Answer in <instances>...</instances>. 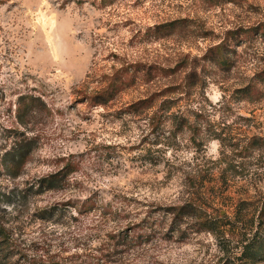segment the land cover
Wrapping results in <instances>:
<instances>
[{
	"label": "rangeland",
	"instance_id": "1",
	"mask_svg": "<svg viewBox=\"0 0 264 264\" xmlns=\"http://www.w3.org/2000/svg\"><path fill=\"white\" fill-rule=\"evenodd\" d=\"M216 45L228 68L204 59ZM263 70L264 0H0V183L70 170L62 188L0 212L15 252L0 247V264H247L240 240L264 206V147L249 148L264 137ZM248 84L263 96L240 99ZM20 94L45 107L12 178L1 148L24 130ZM186 203L225 233L174 220Z\"/></svg>",
	"mask_w": 264,
	"mask_h": 264
},
{
	"label": "trees",
	"instance_id": "2",
	"mask_svg": "<svg viewBox=\"0 0 264 264\" xmlns=\"http://www.w3.org/2000/svg\"><path fill=\"white\" fill-rule=\"evenodd\" d=\"M172 24V23H171ZM170 24V25H171ZM225 45H216L208 49L206 54L203 56L204 59L209 60L210 62L215 61L218 65L223 68H228L231 60L230 58L224 54ZM260 77V81L264 84V70L258 74ZM116 85V84H115ZM114 84H110L105 87L103 90L98 92L94 96V102L96 104H103L106 101L111 100L115 93L118 91L117 86ZM256 88L255 84H248L242 88L238 89L241 98L254 97V99H258L263 96V93L258 91L257 93L254 91ZM43 107H45V102L38 96L33 95H24L20 94L17 100V122L19 125L24 126V130H15L13 135V140L9 144V146H4L1 148V165L4 173L9 177L16 178L18 177L27 161L30 158L31 153L34 151L38 144L39 137L36 134H32L29 136L27 134L29 128L28 125V117L33 116L37 110L40 108L37 105V102ZM141 103H145L144 105H140ZM151 105L150 100L142 99L138 102L132 104L131 107L134 108V111H138L143 107H149ZM160 121V120H159ZM153 126H158V119L153 122ZM264 147V137H256L249 144L250 150H255ZM243 154V153H242ZM247 156L244 154V157ZM63 170H57L55 172L48 173L41 177L36 178L34 181L26 183L24 186L19 185H2L0 183V212L9 208L12 211H16L18 206H23L30 196L32 195H40L46 191L57 190L63 187L64 185V177L70 172L62 173ZM244 204L246 203L243 201ZM197 207L191 203H186V205H181L175 208L169 209V213L173 214V219L181 222L183 217H193L196 219L195 224H197L198 231H209L217 235L221 236V233H225L222 227L225 224L214 220L212 217L207 215H202L200 211L196 209ZM240 208V207H239ZM238 208V209H239ZM242 209V208H240ZM45 212H42L41 217H45ZM264 206L260 212V221L256 226V230L246 236L243 240H240L239 244V256L238 259L244 261L247 264H257L264 261ZM252 225V224H251ZM222 234V235H223ZM13 237L12 227L10 225H6L3 220L0 219V247L2 249V258L11 256V253L8 250V243ZM6 246V247H4ZM6 248V249H5ZM5 249V250H4ZM10 253V254H9ZM15 253V252H14ZM13 253V254H14ZM46 264H61L58 261H51Z\"/></svg>",
	"mask_w": 264,
	"mask_h": 264
}]
</instances>
